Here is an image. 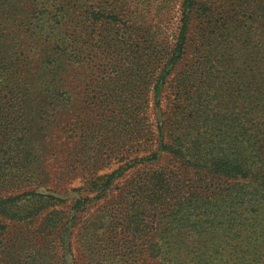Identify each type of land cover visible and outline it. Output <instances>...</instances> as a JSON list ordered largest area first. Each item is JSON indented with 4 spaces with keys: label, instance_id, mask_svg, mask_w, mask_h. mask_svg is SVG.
Masks as SVG:
<instances>
[{
    "label": "rangeland",
    "instance_id": "rangeland-1",
    "mask_svg": "<svg viewBox=\"0 0 264 264\" xmlns=\"http://www.w3.org/2000/svg\"><path fill=\"white\" fill-rule=\"evenodd\" d=\"M18 1L30 0H9ZM108 1L109 11H117V16H122L119 22L127 20L129 26L125 31L119 24L109 22V40L117 35L128 43H137L141 49L140 40L151 39L169 53L174 48L182 0ZM204 1L207 7L214 8L211 21L191 11V48L177 71L187 69L185 65H190L193 57L211 53V63L200 69L204 72L202 80L189 84L188 93L182 96L190 97L184 102L190 99L192 103L193 112L187 121L190 126L197 129L202 125L211 130L213 137L209 140L223 149L237 144L236 133L242 120H252V113L264 108V103L258 102V96H264V0ZM85 2L77 0V5L87 6ZM7 11L0 8V19ZM68 21L63 25L65 32L72 30ZM25 39L20 37L21 42ZM118 53L124 51L109 50V66L117 63L121 73L127 63ZM92 67L62 66L56 70L61 88L83 94L88 85L89 90L95 88L93 92H97L99 84L90 83ZM139 72L137 68L133 75ZM110 76L107 93L102 91L104 96H35L39 82L32 89L27 87L18 108L13 107L10 97L0 96V264H109L113 258L109 254L110 204L134 171L106 185L115 168H109V147L122 144L127 135L125 125L112 129L110 116L129 112L128 104L122 103L127 96L114 93L119 85L124 88L127 79ZM175 87L172 83L160 90L165 98L163 105L175 94ZM153 94H147L151 111L155 106ZM134 97L138 124L145 96L142 98L140 91ZM73 126L79 130L75 138H69ZM253 131L257 143L264 147V125ZM232 154H227L228 159L237 161ZM255 170L258 176H264V162ZM259 179L263 187L258 189L264 192V179ZM257 214L234 242L246 250L244 256L232 254L230 241L204 250L179 251L165 260L148 259L145 249H141L145 244L143 236L130 241L119 235L123 264H264V207ZM93 224L98 227L96 231ZM126 244L130 248L126 249Z\"/></svg>",
    "mask_w": 264,
    "mask_h": 264
},
{
    "label": "trees",
    "instance_id": "trees-1",
    "mask_svg": "<svg viewBox=\"0 0 264 264\" xmlns=\"http://www.w3.org/2000/svg\"><path fill=\"white\" fill-rule=\"evenodd\" d=\"M84 4L87 6L79 7L77 0L0 3V8L8 10L0 19V96L10 97L13 107L18 108L20 99L27 95V87L32 89L36 82L40 88L35 96H104L102 91L107 93L110 75L123 76L127 79L124 88L119 85L114 93L127 96L122 103L128 104L129 112L110 116V123L112 129L125 125L127 135L122 144L109 147V168H115L106 185L134 172L122 190L118 194L115 191L110 204L109 254L113 258L109 264L124 263L119 235L130 241L143 236L145 244L141 249H145L148 259L165 260L179 251L204 250L230 241L232 254L244 256L246 250L234 242L264 207V192L258 189L263 187L258 182L264 176H258L255 170L257 164L264 162V147L257 143L253 131L264 125V108H257L252 120H242L236 145L219 149L209 140L213 137L211 130L202 125L194 129L187 122L193 112L192 103L190 99L184 102L190 97L182 96L188 93L189 84L202 80L204 72L200 69L211 63V53L193 57L191 64L185 65L187 69L177 71L191 48V11L199 13L200 19L211 21L214 8L207 7L204 0H182L177 41L169 53L151 39H141V49L137 43H128L117 35L109 40V22L126 31L127 20L119 22L122 16L109 11L108 0H86ZM67 19L72 30L65 32L63 25ZM20 37H26L24 42ZM118 49L124 51L118 55L124 56V64L127 63L121 73L117 63L109 66V50ZM80 65H93L89 77L90 83L99 84L97 92H93L95 88L89 90L88 85L83 94L61 88V78L57 80L55 71L62 66ZM137 68L140 72L134 76ZM169 80L176 84V92L163 105L165 98L160 90L172 84H168ZM140 91L142 98L145 96L144 113L136 124L134 96H139ZM150 91L154 93V111L149 109ZM258 98V102L264 103V96ZM78 130L77 126L71 127L69 138H75ZM231 153L237 161L228 159L227 154ZM77 204L80 207L82 202ZM96 226L93 224L94 231Z\"/></svg>",
    "mask_w": 264,
    "mask_h": 264
}]
</instances>
